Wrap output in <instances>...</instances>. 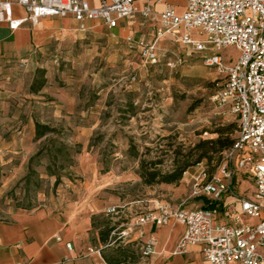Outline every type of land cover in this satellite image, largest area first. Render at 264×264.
Wrapping results in <instances>:
<instances>
[{"label":"rangeland","instance_id":"1","mask_svg":"<svg viewBox=\"0 0 264 264\" xmlns=\"http://www.w3.org/2000/svg\"><path fill=\"white\" fill-rule=\"evenodd\" d=\"M139 27L146 41L151 42L152 28L143 22ZM199 33L193 31V38L205 40ZM157 48L160 62L148 64L139 50L129 48L124 37L105 29L67 46V56L59 53L53 58L10 63L0 59V222L9 221L10 213L18 209H45L62 203L63 196L90 179L79 171V157L92 147L102 173H129L140 180L125 182L112 191L122 199L120 213L95 219L103 231L108 224L115 230L130 221L129 209L137 215L162 202L182 203L187 199L190 188L184 182L185 176L179 184L149 186L143 183L140 173L144 168L160 174L172 172L200 141L216 139L220 129L238 122L213 101L221 76L205 65L209 53L196 52L180 41L163 37ZM218 54L228 65L240 58L234 46ZM169 62L175 66L170 67ZM43 79L44 88L32 92L35 80ZM55 105L62 108L61 115L66 118L55 116ZM12 115L20 119L33 115L60 131L50 137L57 141L32 164H22V158H15L12 164L3 163V129L15 124L8 121ZM89 126L94 127L89 143H77L76 137ZM46 143L45 139L35 138L33 147L38 152ZM60 143L67 148L62 154ZM219 163L204 161L213 169ZM197 174L194 168L188 178ZM251 188V180H244L240 191ZM126 240L110 234L106 245L112 247L104 250L110 263L141 261V251L126 245Z\"/></svg>","mask_w":264,"mask_h":264},{"label":"built area","instance_id":"2","mask_svg":"<svg viewBox=\"0 0 264 264\" xmlns=\"http://www.w3.org/2000/svg\"><path fill=\"white\" fill-rule=\"evenodd\" d=\"M141 1L147 2L143 8L138 5ZM150 1L111 0L94 8L87 0H4L0 1V23L15 31L25 22L36 25L42 18L71 15L79 23V29L86 32L89 22L100 21L115 29L123 19L138 14L152 20L158 18L163 28L154 42L133 36L126 39L129 48L139 50L146 63L160 62L157 42L166 34L196 52L209 53L204 58L205 65L221 76L213 101L238 122L233 147L223 154L214 169L205 164L195 167L198 174L190 178L189 195L184 202L176 206L162 202L146 209L134 222L115 229L112 236L131 239L136 235L142 258L148 259L155 253L156 240L147 237L144 228H162L179 222L186 231L175 254H185L189 246L201 245L209 264H263L264 0H166L162 13L155 12ZM173 2L185 4L184 14L177 13ZM16 5L26 12L25 19L14 18ZM181 28L182 33H176ZM195 30H200L199 35L205 40H195L192 36ZM233 46L239 50L240 58L228 65L218 52ZM168 65L175 66L172 62ZM244 180H251L253 193L239 192L238 184ZM195 200H202V206L189 208L186 203ZM107 213L118 214V208L113 207ZM247 219L257 223L249 224L245 222ZM67 247L72 250L71 244ZM102 250L91 248L88 254L100 255Z\"/></svg>","mask_w":264,"mask_h":264},{"label":"crops","instance_id":"3","mask_svg":"<svg viewBox=\"0 0 264 264\" xmlns=\"http://www.w3.org/2000/svg\"><path fill=\"white\" fill-rule=\"evenodd\" d=\"M87 1L94 8L111 2V0ZM146 4V1L138 3L140 8L145 7ZM150 4L157 13L164 12L167 6L166 0L162 3L151 0ZM172 5L179 15L184 14L186 8L183 2H173ZM14 18L25 19L24 9L17 5L14 6ZM142 22L152 28L149 30V34L153 37L151 42L157 40L158 33L163 31L160 20L158 18L148 19L138 14L123 19L115 29H110L100 21L89 22L86 32L79 29V23L71 15L64 18H42L36 25L25 22L15 31L11 30L7 24L0 23V59L10 63L19 60L28 62L39 58H53L59 53L67 56V46L81 42L87 34H101L105 29L118 33L119 36L124 37V40L129 36L137 40H146L139 27ZM182 31L183 28L176 33L181 34ZM163 39L178 41L171 34L164 35ZM53 107L56 109L55 116H60L62 108L58 105ZM35 108L38 109V106L35 105ZM61 117L66 118L62 115ZM8 121L15 124L3 129L2 138L6 136L3 142L5 147L1 149V151L5 150L2 157L3 163L12 164L15 158H22V164H28L37 152V148L33 147V142L36 138V122L40 121L33 115L21 119L19 116L12 115ZM89 127L83 129V132L76 137L77 143L84 144L86 140L89 143L92 137L91 131L94 130V127ZM85 150L79 157V171L90 176L88 181L73 188L72 193L68 192L67 196H63L62 203L55 207L18 209L10 213L9 221L0 222V264H113L109 263L107 252L104 251L112 245H106L101 241L100 234L103 227H94L95 219L101 215L109 217L108 210L119 207L122 199L118 196L119 193L118 195L112 193L117 186L125 182L140 180L137 175L129 173H102L93 147ZM184 182L190 183L188 174L185 175ZM242 182L238 184L240 193H242L240 191ZM248 191L250 194L253 193L254 187L252 186ZM171 204L176 206L180 203ZM202 204V200H195L190 202L188 207L196 208ZM122 213L125 215L124 211ZM129 213L130 221L123 223L122 226L134 222L139 214L136 212L137 215H134L131 209ZM125 217L127 219L129 216L125 215ZM111 219L116 220L113 217ZM218 219L223 220L219 215ZM245 222L257 223L252 219H247ZM144 231L147 237L155 238V253L148 259L142 258L141 254V261L135 264H209L202 254L201 245L189 246L188 252L182 255L174 253L179 240L186 231L183 224L172 222L162 228L146 226ZM136 238L137 236L133 235L131 239H127L126 245L135 246L140 250ZM93 240H95V245H93ZM68 244L72 245V250L67 247ZM91 248H102L103 250L100 255L89 256L88 252ZM261 251L264 254V248ZM131 259L128 258V263Z\"/></svg>","mask_w":264,"mask_h":264},{"label":"trees","instance_id":"4","mask_svg":"<svg viewBox=\"0 0 264 264\" xmlns=\"http://www.w3.org/2000/svg\"><path fill=\"white\" fill-rule=\"evenodd\" d=\"M45 82V79L40 82L35 80L31 87L32 92L39 93L44 88ZM236 132L238 133V124H233L220 129L216 139L200 141L190 152L184 155L182 164L177 166L176 169L170 173L160 174L157 170L144 168L140 173L143 183L149 186L155 184H179L187 172L200 164H204V161H208L209 163L217 161V163H219L223 154L233 147L237 136ZM59 133L60 131L55 127L36 122V140L41 141L45 139L47 143L31 158V164L36 157L41 156L44 151L49 149L50 144L57 141L56 138L50 137H56ZM65 149H67L65 145L60 143L59 153L62 154ZM59 183L60 177H57L56 185ZM94 227H97V225L94 224ZM107 227L108 229L102 231L100 234V239L103 243L108 242L110 234L114 231V228L111 227L110 224H108Z\"/></svg>","mask_w":264,"mask_h":264}]
</instances>
